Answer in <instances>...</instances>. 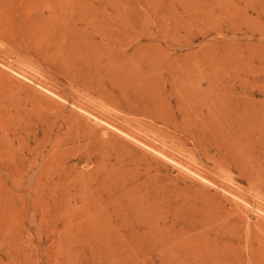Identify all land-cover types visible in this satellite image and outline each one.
<instances>
[{"label": "rangeland", "instance_id": "rangeland-1", "mask_svg": "<svg viewBox=\"0 0 264 264\" xmlns=\"http://www.w3.org/2000/svg\"><path fill=\"white\" fill-rule=\"evenodd\" d=\"M86 72L112 99L75 81ZM209 77L228 108L251 100L252 126L201 116L197 102L183 116L175 89L197 95ZM263 95L264 0H1L0 159L34 160L29 150L43 157L55 144L71 175L94 172L95 198L112 216L93 231L63 233L55 220L18 213L0 179V264H264V190L251 180H264ZM151 106L161 117L141 114ZM89 128L112 138V150L89 153L78 140Z\"/></svg>", "mask_w": 264, "mask_h": 264}, {"label": "bare ground", "instance_id": "bare-ground-1", "mask_svg": "<svg viewBox=\"0 0 264 264\" xmlns=\"http://www.w3.org/2000/svg\"><path fill=\"white\" fill-rule=\"evenodd\" d=\"M1 1V0H0ZM17 1V0H16ZM19 1V0H18ZM68 1V0H67ZM79 1V0H78ZM14 2V1H13ZM27 3V2H26ZM79 3V2H78ZM2 4V3H1ZM12 4V3H11ZM62 4V3H61ZM9 5V4H8ZM16 5V4H15ZM13 7V6H12ZM24 7V6H23ZM50 8V7H49ZM70 8V5H69ZM54 9V8H53ZM68 9V8H67ZM83 12V9H80ZM86 10V9H85ZM91 10V9H90ZM13 11V10H12ZM54 10H52L53 12ZM58 11V10H57ZM50 12V11H49ZM65 12V11H64ZM67 12V11H66ZM90 12V11H89ZM67 14V13H66ZM76 14V13H75ZM88 14V13H87ZM86 14V15H87ZM57 17V16H56ZM88 17L86 16V19L82 21V23L84 24V22H89V20L87 19ZM84 19V18H82ZM81 20V19H80ZM4 21V20H3ZM70 21V20H69ZM80 22V21H79ZM102 22V21H101ZM107 22V21H106ZM70 25V24H69ZM95 25V24H94ZM61 26V25H60ZM59 26V27H60ZM63 27V26H62ZM70 28V26H68ZM95 27V26H94ZM74 29V28H73ZM61 31V30H60ZM70 31V30H69ZM2 35V34H1ZM60 35V34H59ZM70 35V34H69ZM139 35V34H138ZM106 38H104V36L102 35L101 38L105 39L109 42V44L112 43V40L110 38H108L109 36H105ZM94 38V37H93ZM79 39V38H78ZM82 40V39H81ZM80 41V40H78ZM94 41V40H92ZM95 42V41H94ZM111 42V43H110ZM74 43V42H72ZM131 43V42H130ZM85 44V43H84ZM83 44V45H84ZM91 44V43H90ZM99 44V43H98ZM113 44V43H112ZM23 45V44H22ZM77 45V44H76ZM92 45V44H91ZM118 45V44H117ZM152 45V44H151ZM187 45V44H186ZM75 46V45H74ZM98 46V45H97ZM119 46V45H118ZM124 46V45H123ZM155 46V45H154ZM89 47H91L89 45ZM94 47V46H92ZM91 47V48H92ZM111 47V45H110ZM113 47V46H112ZM120 47V46H119ZM84 48V47H83ZM114 48V47H113ZM116 48V47H115ZM124 50V49H123ZM144 50V49H143ZM155 50V48H154ZM131 53V52H130ZM135 53V52H134ZM117 54V53H116ZM158 54V53H157ZM80 55V54H79ZM136 56V54H135ZM134 58V57H133ZM139 58V57H138ZM167 58V57H166ZM174 58V57H173ZM169 59V58H168ZM86 60V59H85ZM158 60V59H157ZM176 60V59H175ZM164 61V59H163ZM148 62V61H147ZM169 62V61H168ZM139 63V62H138ZM141 63V62H140ZM165 63V62H164ZM169 64V63H168ZM148 64L146 63V66ZM167 65V64H166ZM112 66V63L109 65ZM148 67V66H147ZM187 67V66H186ZM109 68V67H108ZM153 68V67H152ZM183 68V67H182ZM188 69V68H187ZM110 70V69H109ZM186 70V69H185ZM16 73V72H15ZM212 73V72H211ZM17 74V73H16ZM204 74V72H203ZM201 75V74H200ZM216 75V74H215ZM76 76V75H75ZM179 75H174L172 76V79H177ZM185 75H180V77H184ZM189 77V79H191L190 75H186ZM185 76V77H186ZM210 76V75H209ZM24 77V76H22ZM200 77V76H199ZM226 77V76H225ZM230 77V76H229ZM71 78V77H70ZM80 78V77H78ZM163 78V77H162ZM247 78V77H246ZM201 80V79H200ZM204 80V79H202ZM213 80L210 77L207 80L208 83V87L206 89L201 88L200 86L195 87L197 89V95H194L192 92L185 90L184 88H177L175 89L176 91V99L174 97V100H176V103L179 104L180 109H182L183 112V116L187 115L189 113V111L192 112V105H194L196 102L199 103V108H200V115L207 117V118H213V119H239V121H241V123H247L248 127L252 126L248 124V121L250 118H252L251 116H253L255 114V109H253V105L251 103V100L249 101L247 98V101H244V103L240 104V103H233L235 106L234 107H229L226 105L225 100L223 99L222 95H224V92L221 91L219 88H217L216 86L213 85ZM230 80V79H229ZM29 81V80H28ZM31 81V80H30ZM75 81L77 83L82 84L83 86L87 87L88 89L93 90L94 92L98 93L100 96H102L103 98H107V99H112V90H110L109 88H107L105 86L104 83H102L101 80L95 78L93 76V74L86 72L84 74H82L81 78L75 79ZM177 81V80H176ZM235 81V80H234ZM221 82V81H220ZM242 82V81H241ZM248 82V81H247ZM246 82V83H247ZM250 82V81H249ZM255 82V81H254ZM173 83H175L173 81ZM179 83V82H178ZM197 83V82H196ZM258 83V82H257ZM144 85V84H143ZM172 85V83H171ZM187 85V84H186ZM185 85V86H186ZM157 86V85H156ZM179 86V85H177ZM184 86V87H185ZM196 86V85H195ZM207 86V85H206ZM239 86V85H238ZM248 86V84H247ZM260 87V85H259ZM42 88V87H41ZM194 88V87H193ZM225 88V87H223ZM222 88V89H223ZM256 88V87H255ZM239 89V88H238ZM258 89V88H257ZM47 90V89H44ZM43 90V91H44ZM154 90V89H153ZM167 90V89H166ZM224 90V89H223ZM169 91V90H168ZM171 91V89H170ZM241 91V90H240ZM257 91V90H256ZM254 89L250 90V94H254L256 92ZM260 91V90H259ZM262 91V90H261ZM45 92H48L45 91ZM154 92V91H153ZM152 92V93H153ZM245 92V91H243ZM52 93V92H50ZM190 93V94H189ZM247 93V92H246ZM260 93V92H259ZM54 94V93H53ZM166 94V93H165ZM172 94V93H171ZM226 94V93H225ZM56 96V95H55ZM150 96V95H149ZM167 96V95H166ZM173 96V95H172ZM195 96V97H194ZM264 96V95H263ZM146 97V96H145ZM171 97V96H170ZM172 98V97H171ZM226 98V97H225ZM233 98V97H232ZM238 98V97H237ZM236 98V99H237ZM170 99V98H167ZM166 99V100H167ZM230 99V98H229ZM142 101V100H140ZM240 101V100H239ZM231 103V102H230ZM255 104V103H254ZM260 104V103H259ZM130 105V104H129ZM137 105V104H136ZM188 106V107H185ZM264 105V103H263ZM140 106V105H139ZM185 107V108H182ZM205 107L204 110L206 109L205 113H202V107ZM233 106V105H232ZM255 106V105H254ZM174 107V106H173ZM192 107V108H189ZM198 108V109H199ZM135 109V108H134ZM173 109V108H172ZM156 109L154 107H149V109L147 111H143L141 112V114L145 115H149V116H155V117H161L158 112L155 111ZM229 110V111H228ZM263 110V109H262ZM133 111V110H132ZM155 111V112H152ZM171 111V110H170ZM136 112V111H135ZM168 113V112H167ZM173 113V112H172ZM85 114V113H84ZM182 114V113H181ZM258 115V114H257ZM188 116V115H187ZM98 117V116H97ZM95 118V117H94ZM256 118V117H255ZM70 119L73 120L74 122H79L81 119L78 115H76L75 113L71 114ZM96 119V118H95ZM172 119V118H171ZM203 119V118H202ZM94 120V119H93ZM107 121V120H106ZM251 121V120H250ZM95 123V122H94ZM101 123V122H99ZM103 123V122H102ZM178 123V122H177ZM252 123V122H251ZM45 124V122H44ZM203 124V123H202ZM255 124V123H254ZM107 125V124H106ZM104 125V126H106ZM207 125V124H206ZM244 126V124L240 125L241 129L246 128V126ZM45 126V125H44ZM178 126V125H177ZM217 126V125H214ZM36 127V126H35ZM209 127V126H208ZM261 127V126H260ZM117 128V127H116ZM204 128V127H203ZM106 129V128H105ZM215 129V128H214ZM249 129V128H248ZM251 129V128H250ZM104 130V129H103ZM121 130V129H120ZM252 130V129H251ZM110 131V130H109ZM214 131V130H213ZM218 131V130H217ZM215 132V131H214ZM248 132V131H247ZM252 132V131H251ZM115 133V132H114ZM199 133V132H198ZM241 133V132H240ZM249 133V132H248ZM257 133V132H256ZM104 134V133H103ZM196 134V133H195ZM217 134V133H216ZM247 133H245L246 135ZM126 135V134H125ZM190 135V133H189ZM105 136V135H103ZM194 138L196 135H193ZM241 136V134H240ZM243 136V135H242ZM241 136V137H242ZM262 136V134H261ZM48 137V136H47ZM46 137V138H47ZM59 137V136H58ZM81 137H83V139L86 140L85 144H86V148L87 150H97L96 148L99 147L104 149L102 151L105 152V150L107 151L108 149H106L107 146L111 147L112 150V138H108V139H100L98 138L96 132L89 128L88 130H84V132L78 136V140L81 139ZM114 137V136H113ZM247 137V136H246ZM249 137V136H248ZM247 137V138H248ZM251 137V136H250ZM264 137V136H263ZM263 137L262 140H263ZM131 138V137H130ZM254 138V137H252ZM260 138V139H261ZM125 139V138H124ZM133 139V138H132ZM259 139V137H258ZM115 140V139H114ZM204 140V139H202ZM246 140V139H245ZM244 140V141H245ZM251 140V139H250ZM201 141V140H200ZM206 141V140H205ZM243 141V140H242ZM240 141V142H242ZM243 141V142H244ZM248 141V140H247ZM257 141V140H256ZM144 142V141H143ZM142 142V143H143ZM202 142V141H201ZM249 142V141H248ZM259 142V141H258ZM257 142V143H258ZM4 143V142H3ZM2 143V145H3ZM119 143V141H118ZM130 143V142H129ZM139 143V142H138ZM141 143V144H142ZM146 143V142H145ZM195 143V142H194ZM245 143V142H244ZM243 143V144H244ZM247 143V142H246ZM245 143V145H246ZM252 143V142H251ZM255 143V142H254ZM1 144V143H0ZM28 144V143H27ZM83 144V143H82ZM105 144V145H104ZM115 144V143H113ZM120 144V143H119ZM147 144V143H146ZM242 144V145H243ZM2 145L0 147H2ZM6 145V144H5ZM55 145V144H54ZM53 145V146H54ZM104 145V146H103ZM150 145V144H149ZM197 145V144H196ZM250 145V144H248ZM52 146V151L48 154H46L45 156L43 155V157H41L40 152L37 151H32L29 150V153L31 154H35L34 156V160L33 159H27L24 155H20V158L17 160L12 161L7 155L4 156L3 158L0 159V165L2 166V169H4V172L1 173L0 175V179L1 182L4 184L5 188H6V193L12 195L17 201V209H18V213H28L30 216L34 217L36 215H40V217L42 219L48 217L51 221H56L55 223L58 222V224L61 225V230L63 233H74V232H89V231H93L94 229H97L98 227H100L102 224H106V219L107 216L110 214L112 216V211H108L107 210V206L105 207V209H102V207H100V203L99 201L95 198L94 195V190L96 191L97 187H92L91 183H90V178L91 177H95L94 172H83V171H75L76 173H74L73 175H71V172H69V168L67 167V163L63 157V154L65 156V153L62 149H59L57 146L56 148H53ZM103 146V147H102ZM121 146V144H120ZM119 146V147H120ZM152 146V145H151ZM205 146V145H204ZM254 147V145H252ZM260 146V145H259ZM75 147V146H74ZM109 147V148H110ZM145 147V146H144ZM147 147V146H146ZM240 147V146H239ZM247 147V146H246ZM257 147V146H256ZM262 150L261 152L264 154V144L261 146ZM85 148V147H84ZM249 148V147H248ZM251 148V147H250ZM255 148V147H254ZM33 149V148H32ZM141 149V148H140ZM148 149V148H147ZM155 149V148H154ZM217 149V148H216ZM258 149V147H257ZM43 150V149H42ZM88 150V152L90 153V151ZM150 150V148H149ZM240 150V149H239ZM246 150V149H245ZM249 149H247L246 151H248ZM82 151V150H81ZM152 151V150H151ZM160 151V150H159ZM222 151V149H221ZM243 151V150H242ZM251 151V150H250ZM254 151V150H252ZM16 152V151H15ZM84 152V151H83ZM100 152V151H99ZM103 152V153H104ZM111 152V151H108ZM155 152V151H154ZM161 152V151H160ZM220 152V151H219ZM223 152V151H222ZM228 152V151H227ZM241 152V151H238ZM256 152V151H255ZM102 153V154H103ZM157 153V152H156ZM230 153V152H229ZM260 153V152H259ZM261 153V154H262ZM159 154V153H158ZM221 154V153H220ZM243 154V153H241ZM101 155V152H100ZM109 157L107 158V160H109L111 153L108 154ZM113 155V154H112ZM222 155V154H221ZM225 155V154H224ZM257 155V154H256ZM77 156V155H76ZM82 156V155H81ZM92 156V155H91ZM161 156V155H159ZM163 156V155H162ZM228 156V155H227ZM254 156V155H253ZM258 156V155H257ZM30 157V156H29ZM84 157V156H83ZM158 157V155L156 156ZM243 157V155H242ZM263 157V156H262ZM38 158L41 159V162H38ZM63 158V159H62ZM66 158V157H65ZM78 158V157H77ZM85 158V157H84ZM99 159H101V156H98ZM166 158V157H165ZM224 158V157H223ZM246 158V157H245ZM258 158V157H257ZM264 158V157H263ZM39 159V160H40ZM71 159V158H70ZM73 159V158H72ZM94 159V157H93ZM92 159V161H93ZM120 159V158H119ZM167 159V158H166ZM172 159V158H171ZM234 159V158H233ZM255 159V158H254ZM259 159V158H258ZM82 160H84L82 158ZM242 160V159H241ZM248 160V158L246 159ZM256 160V159H255ZM115 161V159H114ZM168 161V159L166 160ZM227 161V160H226ZM232 161V160H231ZM245 161V160H244ZM258 161V160H257ZM264 161V159H263ZM239 162V160H238ZM85 163V162H84ZM171 163V161H170ZM176 163V162H175ZM233 163V162H232ZM248 163V162H247ZM126 164V163H125ZM235 165V163H233ZM237 165V164H236ZM242 165V164H241ZM27 166L26 170L24 169ZM257 166V164H256ZM255 166V167H256ZM74 167V166H73ZM81 167V166H80ZM117 167V166H116ZM187 167V165H186ZM184 168V167H183ZM188 168V167H187ZM239 168V167H238ZM259 168V167H258ZM117 169V168H116ZM119 169V168H118ZM240 169V168H239ZM186 170V169H185ZM244 170V169H243ZM258 170V169H257ZM260 170V168H259ZM258 170V172H259ZM1 171V170H0ZM189 171V170H188ZM194 171H197L194 169ZM254 171V170H253ZM262 172V170H260ZM105 172V171H104ZM190 172V171H189ZM246 172V171H245ZM130 173V172H129ZM192 173V172H191ZM198 173V171H197ZM242 173V170L240 172V174ZM263 173V172H262ZM100 174V172H99ZM143 175V174H141ZM195 175V174H194ZM252 175V174H251ZM261 174L256 173L253 176V179L251 177L252 180V186L253 188L255 187L256 189H261L264 190V180L263 177L261 179L260 177ZM98 176V175H97ZM102 176V175H101ZM148 177V176H147ZM203 179V177H201ZM95 179H97L95 177ZM152 179V178H151ZM150 179V180H151ZM204 180V179H203ZM14 185H12V189L13 190H9L8 188V182H10ZM95 181V180H94ZM112 181V180H111ZM132 181V180H131ZM134 181V180H133ZM152 181V180H151ZM127 182V181H126ZM153 182V181H152ZM156 182V181H155ZM128 183V182H127ZM210 183V182H209ZM125 184V183H124ZM137 184V182H136ZM139 184V183H138ZM148 185V184H147ZM214 185V184H213ZM139 186V185H138ZM155 186V185H154ZM162 186V185H161ZM158 187V186H157ZM141 188V187H140ZM139 188V189H140ZM143 188V187H142ZM252 188V189H253ZM11 189V188H10ZM100 189V188H99ZM105 189V188H104ZM118 189V188H117ZM153 189V188H152ZM164 189V188H163ZM250 189V190H252ZM150 190V189H149ZM162 190V188H161ZM249 190V188H248ZM137 191V190H136ZM139 191V190H138ZM155 191V190H154ZM163 191V190H162ZM112 187L108 188L106 193L108 194V196L112 195ZM150 192V191H149ZM253 192V191H252ZM259 192V191H258ZM256 192V193H258ZM152 193V192H151ZM160 193V192H159ZM251 193V192H250ZM253 193V194H256ZM262 193V192H261ZM124 194V191H123ZM232 194V193H231ZM249 194V193H248ZM259 194V193H258ZM256 196V195H255ZM261 196V195H260ZM264 196V195H263ZM103 197V196H102ZM240 197V196H239ZM248 197V196H247ZM251 197V196H250ZM249 197V198H250ZM254 197V196H253ZM245 198V197H244ZM260 198V197H259ZM143 199V198H142ZM149 199V198H148ZM256 199V198H253ZM261 199V198H260ZM247 200V199H246ZM257 200V199H256ZM14 201V200H13ZM183 201V199H182ZM206 201V200H205ZM241 201V200H239ZM261 201V200H260ZM157 202V201H156ZM187 202V201H186ZM243 202V201H242ZM255 202V201H253ZM144 203V202H143ZM147 203V202H146ZM145 203V204H146ZM185 203V202H184ZM108 204V203H107ZM131 204V203H130ZM136 204V203H135ZM149 204V203H148ZM147 204V205H148ZM161 204V203H160ZM210 204V203H209ZM213 204V202H212ZM247 204V203H245ZM244 204V205H245ZM126 205V204H125ZM134 205V204H133ZM151 205V204H150ZM206 205V204H205ZM256 205V203H255ZM128 207V204L126 206ZM125 207V208H126ZM157 207V205H156ZM188 207V206H187ZM150 208V207H149ZM261 208V206L259 207ZM120 209V208H119ZM131 209V208H130ZM142 209V208H141ZM140 209V210H141ZM215 209V208H213ZM232 209V208H231ZM122 210V209H121ZM250 210V208H249ZM127 211V210H126ZM219 211V210H218ZM123 213V212H122ZM246 213V212H244ZM27 214V215H28ZM124 214V213H123ZM202 214V213H201ZM247 214V213H246ZM21 215V214H20ZM24 215V214H22ZM26 215V214H25ZM26 215V216H27ZM151 215V214H150ZM194 215V213H193ZM198 215V214H196ZM196 215L194 217H196ZM224 215V214H223ZM122 216V215H121ZM130 216V215H129ZM258 216V215H257ZM117 217V216H116ZM145 217V216H144ZM198 217V216H197ZM114 218V217H113ZM148 218V217H147ZM232 218V216H231ZM234 218V217H233ZM232 218V220H233ZM121 219V218H120ZM127 219V218H126ZM130 219V217L128 218ZM152 219V218H151ZM201 219V218H200ZM236 220V218H234ZM46 220V219H45ZM116 220V219H115ZM122 220V219H121ZM132 220V219H131ZM221 220V219H220ZM227 220V219H225ZM35 221V220H34ZM44 221V220H43ZM50 221V222H51ZM113 221V220H112ZM128 221V220H127ZM47 222V221H46ZM116 222V221H115ZM149 222V221H148ZM182 222V221H181ZM195 222V221H194ZM213 222V221H212ZM222 222V221H221ZM220 222V223H221ZM226 222V221H225ZM234 222V221H233ZM117 223V222H116ZM123 223V222H122ZM131 223V222H130ZM200 223V222H199ZM37 224V223H36ZM43 224V222H42ZM125 224V223H124ZM129 224V223H128ZM143 225V226H149L147 224V222H145L144 220L139 222V225ZM183 224V223H182ZM192 224V223H191ZM246 224V223H245ZM50 225V224H47ZM117 227H120L121 225L116 224ZM119 225V226H118ZM137 225V223H136ZM135 225V226H136ZM56 226V224H55ZM127 226V225H126ZM129 226V225H128ZM127 226V227H128ZM133 226V225H132ZM142 226V227H143ZM215 226V225H213ZM227 226V225H226ZM111 227V226H110ZM124 227V225H123ZM141 227V226H140ZM133 228V227H132ZM213 228V227H212ZM244 228V227H243ZM257 228V227H256ZM255 228V229H256ZM121 229V228H120ZM128 229V228H127ZM135 229V228H134ZM146 229V227H145ZM157 229V228H156ZM208 229V228H207ZM210 229V228H209ZM245 229V228H244ZM119 230V229H118ZM125 230V229H124ZM133 230V229H131ZM160 230V229H159ZM223 230V229H222ZM248 230V229H247ZM264 230V229H263ZM107 231V230H106ZM127 231V230H126ZM143 231V230H142ZM147 231V230H145ZM118 232V231H117ZM128 232V231H127ZM134 232V230H133ZM141 232V231H140ZM206 232V231H205ZM208 232V231H207ZM238 232V231H237ZM245 232V231H244ZM243 232V233H244ZM91 233V232H90ZM139 233V231H138ZM165 233V232H164ZM163 233V235H164ZM170 233V232H169ZM221 233V232H220ZM219 233V234H220ZM232 233V232H231ZM235 233V232H234ZM129 234V233H128ZM140 234V233H139ZM198 234V233H197ZM204 234V233H203ZM218 234V235H219ZM103 235V234H102ZM123 235V233H122ZM126 235V234H125ZM142 235V234H141ZM156 235V234H155ZM226 234L222 235L225 236ZM230 235V234H229ZM236 235V234H235ZM246 235V234H245ZM99 236V235H98ZM137 236V235H136ZM162 236V235H161ZM141 237V236H140ZM142 237H144L142 235ZM168 237V236H167ZM220 237V236H219ZM229 237V236H227ZM236 237V236H234ZM240 237V236H239ZM62 238V237H61ZM61 238L59 240H61ZM106 238V237H105ZM127 238V237H125ZM166 238V237H165ZM169 238V237H168ZM221 238V237H220ZM245 238V237H244ZM64 239V238H63ZM67 239V237H66ZM102 239V238H101ZM112 239V238H111ZM224 239V237H223ZM227 239V238H225ZM58 240V241H59ZM73 240V239H71ZM76 240V239H75ZM90 239L88 240H83L85 242H88ZM165 240V239H164ZM203 240V239H202ZM245 240V239H244ZM64 242V240H62ZM78 241V239H77ZM80 241V240H79ZM82 241V242H83ZM104 241V239H103ZM142 241V240H141ZM145 241V240H144ZM251 241V240H250ZM66 242V241H65ZM102 242V241H101ZM117 242V240L115 241ZM163 242V241H162ZM254 242V241H253ZM38 243V242H37ZM125 243V242H124ZM149 243V242H148ZM204 243V242H203ZM144 244V243H143ZM160 244V243H159ZM93 245V244H92ZM122 245V244H121ZM163 245V244H162ZM246 245V244H245ZM131 246V245H130ZM158 246V245H157ZM248 246V245H247ZM143 247V246H142ZM153 248V247H152ZM193 248V247H192ZM197 248V247H196ZM144 249V248H143ZM148 249V248H147ZM156 249V247H155ZM203 249V248H202ZM248 249V248H246ZM142 250V249H141ZM140 251V250H139ZM172 251V250H170ZM175 251V250H174ZM204 251V250H203ZM124 252V251H123ZM184 252V251H183ZM187 252V251H186ZM196 252V249H195ZM194 252V253H195ZM206 252V251H205ZM208 252V251H207ZM251 252V250H250ZM172 253V252H171ZM188 253V252H187ZM202 253V251H201ZM186 254V253H185ZM192 254V253H191ZM196 254V253H195ZM199 254V253H198ZM207 254V253H206ZM248 254V253H247ZM137 255V254H136ZM133 256V255H132ZM140 256V255H139ZM142 256V255H141ZM195 256V255H193ZM203 256V255H202ZM200 255V257H202ZM207 256V255H206ZM210 256V255H209ZM197 257V256H195ZM211 257V256H210ZM166 258V257H165ZM164 258V260H165ZM170 258V257H169ZM176 259V257H174ZM173 258V259H174ZM190 258L192 259V257L190 256ZM207 258V257H206ZM209 258V257H208ZM256 258V256H255ZM133 259V258H132ZM131 259V260H132ZM172 259V261H173ZM174 259V260H175ZM195 259V258H194ZM185 260V259H184ZM197 260V259H195ZM199 260V257H198ZM197 260V261H198ZM203 260V259H202ZM217 260V259H216ZM130 261V260H129ZM133 261V260H132ZM193 261V260H191ZM206 261V260H205ZM222 261H224L222 259ZM190 262V261H189ZM173 263V262H170ZM175 263V262H174ZM188 263V262H187ZM195 263V262H194ZM200 264H202V262H199ZM205 263V262H204ZM227 263V262H226ZM169 264V263H166ZM190 264V263H189ZM206 264V263H205Z\"/></svg>", "mask_w": 264, "mask_h": 264}]
</instances>
